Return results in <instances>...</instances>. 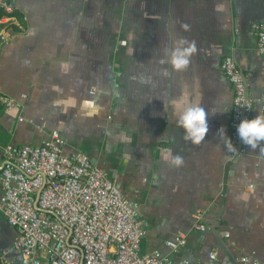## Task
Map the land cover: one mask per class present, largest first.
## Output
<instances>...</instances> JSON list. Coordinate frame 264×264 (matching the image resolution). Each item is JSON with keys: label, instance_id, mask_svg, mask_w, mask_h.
I'll return each instance as SVG.
<instances>
[{"label": "crops", "instance_id": "crops-1", "mask_svg": "<svg viewBox=\"0 0 264 264\" xmlns=\"http://www.w3.org/2000/svg\"><path fill=\"white\" fill-rule=\"evenodd\" d=\"M15 2L26 25L12 29L1 49L0 93L21 106L0 114V149L38 146L58 130L67 153L86 154L136 204L145 253L206 264L217 251L219 264H241L245 256L264 264V155L249 146L233 158L218 137L224 127L230 139L234 100L221 69L226 56L246 77L252 118L264 108V57L252 27L264 23V0ZM182 37L194 40L197 52L178 73L159 60ZM185 92L209 112L198 146L176 125L171 101ZM163 148L183 156L184 165L169 167ZM181 237L187 245L171 253L165 242ZM17 240L0 213V255L17 261Z\"/></svg>", "mask_w": 264, "mask_h": 264}, {"label": "built area", "instance_id": "built-area-1", "mask_svg": "<svg viewBox=\"0 0 264 264\" xmlns=\"http://www.w3.org/2000/svg\"><path fill=\"white\" fill-rule=\"evenodd\" d=\"M15 1L0 0V10L6 13L0 20V52L17 21L12 16ZM252 27L264 57V23ZM221 69L234 91L230 139L238 151L231 156L239 158L249 146L237 128L242 120L253 119L254 100L232 56L223 59ZM0 106L7 111L21 104L0 93ZM0 213L18 233L15 249L20 255L17 261L0 255V264H192L159 250L145 253L146 230L134 219L136 204L86 154L67 153L58 130L38 146L8 144L0 149ZM196 228L207 230L203 224ZM186 245L184 237L165 242L171 253ZM206 264H219V253L212 252ZM241 264L262 263L245 256Z\"/></svg>", "mask_w": 264, "mask_h": 264}, {"label": "clouds", "instance_id": "clouds-1", "mask_svg": "<svg viewBox=\"0 0 264 264\" xmlns=\"http://www.w3.org/2000/svg\"><path fill=\"white\" fill-rule=\"evenodd\" d=\"M223 5H216V10H222ZM184 30H188L187 24H181ZM197 45L194 40L180 38L176 41L175 46L167 48L164 51V58L159 60L161 65L167 63L172 66L174 71L180 73L188 69L191 63V57L196 54ZM160 74L167 76L166 69H161ZM141 82H144L141 80ZM174 113L176 115V125L184 130L183 139L185 142H190L193 145H200L205 141L206 135L209 132L207 123L209 112L200 103L191 102L188 99L187 93H182L179 99L171 101ZM165 109H166V104ZM259 114L253 119H244L240 122L237 132L240 140L244 145L250 146L255 151L259 149L260 154L264 155V108H260ZM217 112H212L215 115ZM223 113V112H221ZM218 137L225 143V147L229 152L238 151L231 139L226 135V129L221 127L218 131ZM161 156L165 163L171 168H181L185 161L184 157L175 154L171 148L161 149Z\"/></svg>", "mask_w": 264, "mask_h": 264}, {"label": "trees", "instance_id": "trees-1", "mask_svg": "<svg viewBox=\"0 0 264 264\" xmlns=\"http://www.w3.org/2000/svg\"><path fill=\"white\" fill-rule=\"evenodd\" d=\"M6 16V13H4L2 10H0V20ZM12 16H16L17 20L19 22V26L15 27L13 26V30L14 31H21L22 28L25 27L26 23H25V19L24 16L19 12V11H15ZM4 111V109L0 106V114Z\"/></svg>", "mask_w": 264, "mask_h": 264}, {"label": "water", "instance_id": "water-1", "mask_svg": "<svg viewBox=\"0 0 264 264\" xmlns=\"http://www.w3.org/2000/svg\"><path fill=\"white\" fill-rule=\"evenodd\" d=\"M39 196V195H38ZM38 200V199H37ZM219 241L221 243V247L224 250L225 254H226V260H231L233 262V258L231 256V253L229 252V250L227 249V247L223 244V242L221 241V239L219 238Z\"/></svg>", "mask_w": 264, "mask_h": 264}]
</instances>
